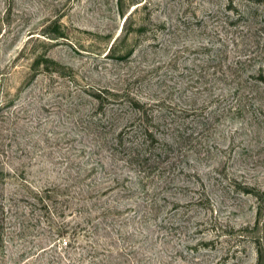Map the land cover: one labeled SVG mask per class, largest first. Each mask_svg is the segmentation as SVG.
Returning <instances> with one entry per match:
<instances>
[{"label": "rangeland", "instance_id": "374dc122", "mask_svg": "<svg viewBox=\"0 0 264 264\" xmlns=\"http://www.w3.org/2000/svg\"><path fill=\"white\" fill-rule=\"evenodd\" d=\"M264 264V0H0V264Z\"/></svg>", "mask_w": 264, "mask_h": 264}, {"label": "trees", "instance_id": "16d2710c", "mask_svg": "<svg viewBox=\"0 0 264 264\" xmlns=\"http://www.w3.org/2000/svg\"><path fill=\"white\" fill-rule=\"evenodd\" d=\"M258 264H261V257H260L259 260H258Z\"/></svg>", "mask_w": 264, "mask_h": 264}]
</instances>
